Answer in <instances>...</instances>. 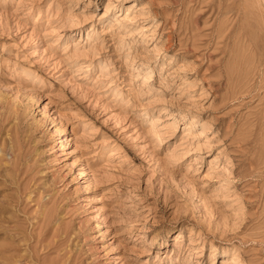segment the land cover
<instances>
[{"label":"rangeland","instance_id":"rangeland-1","mask_svg":"<svg viewBox=\"0 0 264 264\" xmlns=\"http://www.w3.org/2000/svg\"><path fill=\"white\" fill-rule=\"evenodd\" d=\"M0 264H264V0H0Z\"/></svg>","mask_w":264,"mask_h":264},{"label":"bare ground","instance_id":"bare-ground-1","mask_svg":"<svg viewBox=\"0 0 264 264\" xmlns=\"http://www.w3.org/2000/svg\"><path fill=\"white\" fill-rule=\"evenodd\" d=\"M61 137H62V136H61ZM59 138H60V137H59ZM63 141H64V140H63V138H62V140H61L62 144H63ZM61 142H60V143H61ZM62 144H61V145H62ZM57 147H60V145L57 146ZM58 149H59V148H58ZM54 152H55V151H54ZM58 154H59V153H58ZM54 155H55V154H54ZM59 155H60V154H59Z\"/></svg>","mask_w":264,"mask_h":264}]
</instances>
